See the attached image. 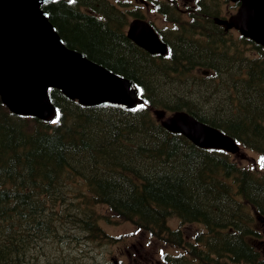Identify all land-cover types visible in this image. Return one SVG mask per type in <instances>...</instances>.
Masks as SVG:
<instances>
[{
    "label": "trees",
    "instance_id": "trees-1",
    "mask_svg": "<svg viewBox=\"0 0 264 264\" xmlns=\"http://www.w3.org/2000/svg\"><path fill=\"white\" fill-rule=\"evenodd\" d=\"M197 1L216 15L219 0H195L193 7ZM42 7L67 46L132 80L143 102L130 109L83 105L50 88L57 117L47 122L13 114L0 101V264H40L33 255L40 243L60 241L70 229L77 233L72 243H109L94 205L174 247L162 253L167 264H264L254 215L264 218V59L225 47L224 27L197 10L181 35L165 40L161 32L169 53L159 57L125 35L133 15L122 19L110 0H50ZM161 9L166 19L177 17L176 9ZM187 31L204 38L188 39ZM238 40L264 56L259 44ZM197 66L207 73L193 74ZM156 95L168 104H157ZM152 107L186 110L254 150L263 165L196 146L162 127ZM68 178L85 182L91 206L67 191ZM173 217L201 229L172 228Z\"/></svg>",
    "mask_w": 264,
    "mask_h": 264
},
{
    "label": "water",
    "instance_id": "water-1",
    "mask_svg": "<svg viewBox=\"0 0 264 264\" xmlns=\"http://www.w3.org/2000/svg\"><path fill=\"white\" fill-rule=\"evenodd\" d=\"M47 1L0 0V101L12 113L44 121L57 115L49 88L85 105L133 108L141 103L132 80L63 43L42 7ZM232 1L239 2L236 11L228 19L215 17V22L264 46V0ZM127 36L151 53L167 52L166 44L142 19L129 21ZM153 113L161 126L198 147L238 151L232 137L185 110L165 116L164 110L155 108Z\"/></svg>",
    "mask_w": 264,
    "mask_h": 264
},
{
    "label": "rangeland",
    "instance_id": "rangeland-1",
    "mask_svg": "<svg viewBox=\"0 0 264 264\" xmlns=\"http://www.w3.org/2000/svg\"><path fill=\"white\" fill-rule=\"evenodd\" d=\"M111 1L119 10V13H121L122 19L125 13H127L128 16L133 15L132 17H129L128 21L135 16L143 17L150 21L160 33L163 32L165 40L168 39V34H173V36L175 37L181 35V29L184 26L189 28L191 25L189 26L188 23L191 24L190 22L193 21V14L199 13V16H203L202 13H206L207 17L212 16L211 14H209L208 10H200L196 8L198 1L196 2V5L193 8L188 7L189 5H191L193 0H151L152 7H150V4L148 3V1L150 0L145 1L146 3L144 5L140 4V2L144 0ZM165 2L168 3L166 4L168 7H175L177 17L173 19H166L164 14L160 10H158L157 6L163 5ZM131 10H136V12L129 14ZM215 10L216 17L228 16V14L234 12L235 3L231 2L230 0H219V4L215 6ZM138 13H140L141 15H135ZM197 20L200 21L199 19ZM126 27L127 25H125L123 28L124 32L126 30ZM185 37L188 39H196L195 37H200V39L202 40V37L199 34H192L190 31H187V35ZM227 45H229L230 50H237L240 55H245L248 59L250 57H261V59H264V56L259 55V50L253 48V45L251 43L239 42L238 32L234 29H229L226 34L225 47ZM205 66L209 67L208 65ZM201 71L202 67L197 66L192 70V73L197 76H200L202 74ZM210 76L211 75H209L208 77ZM186 79H188L191 84L195 83L197 85H200L201 87L205 86L204 82L196 77L189 76ZM204 80H209V78H204ZM178 82L182 83L181 80H178ZM154 97L156 98V102L159 105L165 106L169 102V100L165 96L156 95ZM153 108L155 107H152V109ZM166 110L173 111L169 109ZM245 150H243L244 153H247L248 155L247 159L244 160L245 162H249V159L251 158L259 166L263 165L256 152L248 149ZM67 191H69L70 194L71 192H79L75 199L82 207H84L85 205L91 206L90 192L82 179L68 178ZM92 209L99 214V225L107 234L113 237L112 241H109V243L106 244H95L90 241L85 245H79L76 243H72L75 240L77 233H75V231H71L70 229L66 232L69 235L65 238H62V240L60 241H56L54 239H47L40 243L39 247L35 249L33 253V255H35L40 260V264H86L93 260L99 261V259H116L118 260V264L119 262H124V260H126V263L128 261L131 262V260L126 259V252L130 254L131 259H134V256L137 257L138 255L139 258H136L135 262L139 264L144 262L142 260V258L144 257L148 258V260H160L162 253H175L176 249H173L174 247L163 246L161 243L158 242L156 238L150 237L145 231L137 228L130 221H123L120 218L111 216L110 212L107 210L106 207L94 205L92 206ZM169 224L172 228L180 227L183 231L188 234H192L194 231L201 229V225L197 223L181 225L179 220L175 217L170 219ZM259 230L261 233H264V226L260 227ZM260 240H263V242L260 241L259 248L264 253V236L262 238L260 237ZM78 248H80L86 253L83 254L82 252L78 251ZM162 263L166 264L165 261H162Z\"/></svg>",
    "mask_w": 264,
    "mask_h": 264
},
{
    "label": "bare ground",
    "instance_id": "bare-ground-1",
    "mask_svg": "<svg viewBox=\"0 0 264 264\" xmlns=\"http://www.w3.org/2000/svg\"><path fill=\"white\" fill-rule=\"evenodd\" d=\"M65 1V0H64ZM68 1H71V0H68ZM166 4H168L167 2H165L163 5H158L157 6V8H158V10H160L161 12H163V10L161 9V7L164 9V7H168ZM170 8V7H169ZM196 8H198V9H200V10H203V6H202V4H200L199 3V1H198V3H197V5H196ZM170 9H174L175 10V7H172V8H170ZM170 9H168V11L170 10ZM46 12H47V14H48V11L46 10V9H44ZM176 11V10H175ZM135 15H139V14H135ZM49 16V15H48ZM214 17H215V15H212L210 18H211V20H213L214 19ZM134 18H139V19H142V20H144V21H146L153 29H154V31L157 33V35H158V37H159V39L161 40V41H163L165 44H166V46H167V52L165 53V54H160V53H151V52H149V51H147L144 47H142L141 45H139V44H137L135 41H133L131 38H129L128 36H127V29H128V26L126 27V30H125V35L132 41V42H134L135 44H136V46L137 47H139L140 49H142L143 51H145L146 53H148V54H150V55H159V56H165V55H168V53H169V46H168V43L161 37V33L158 31V29L150 22V21H148L147 19H145V18H143V17H140V16H135V17H133V19ZM51 23H52V21H50ZM53 24V23H52ZM53 26L55 27V25L53 24ZM55 29H56V31H57V33L59 34V36L61 37V39H62V41H63V43L67 46V44L65 43V41L63 40V38H62V36L60 35V33L58 32V30H57V28L55 27ZM201 36V35H200ZM202 38H204V36H201ZM68 48H71V49H73V50H75V51H78V52H80V53H82L83 55H85L88 59H90V60H92V61H95V60H93V59H91L90 57H88L83 51H81V50H78V49H75V48H72V47H69V46H67ZM95 62H97V61H95ZM109 69V68H108ZM109 70H111V69H109ZM112 71V70H111ZM112 72H114V71H112ZM114 73H117V72H114ZM117 74H119V73H117ZM120 75V74H119ZM122 76V75H121ZM64 94V93H63ZM65 95V94H64ZM66 96V95H65ZM68 97V96H67ZM73 100H75V99H73ZM77 101V100H76ZM78 102V101H77ZM79 103V102H78ZM54 104V103H53ZM81 104V103H80ZM83 105H85V104H83ZM107 106H111V105H107ZM115 107H117V106H115ZM55 108H56V113H57V107L55 106ZM154 109V108H153ZM163 109V108H162ZM177 110H184V109H177ZM173 111H176V110H173ZM217 128V127H216ZM219 129V128H218ZM221 130V129H220ZM222 131V130H221ZM225 133V132H224ZM37 224V223H36ZM40 224V223H39ZM39 230V229H38ZM36 231V230H35ZM34 231V232H35ZM38 232V231H37ZM43 232V231H42ZM41 232V233H42ZM39 233H40V231H39ZM38 233V234H39ZM45 235V234H44ZM47 237H49V235H47ZM37 239V238H36ZM41 239V238H40ZM44 239V238H43ZM42 240V239H41ZM45 240H47V239H45ZM49 240H51V239H49ZM48 240V241H49ZM59 263V262H58ZM252 264V263H251Z\"/></svg>",
    "mask_w": 264,
    "mask_h": 264
},
{
    "label": "flooded vegetation",
    "instance_id": "flooded-vegetation-1",
    "mask_svg": "<svg viewBox=\"0 0 264 264\" xmlns=\"http://www.w3.org/2000/svg\"><path fill=\"white\" fill-rule=\"evenodd\" d=\"M146 1H148V0H146ZM141 2H143L144 4L146 3L145 2V0L144 1H141ZM149 2V1H148ZM151 5V4H150ZM141 15V14H140ZM169 113V112H168ZM168 113H166V114H168ZM127 256H128V258H130V254L129 253H127ZM132 261H133V264H137L136 262H135V258L134 259H131ZM143 260H144V262H142L141 264H159V262L157 261V259H155V260H153V259H149L148 260V258H146V257H144L143 258ZM116 261H114V263H115ZM126 264H129V262H127Z\"/></svg>",
    "mask_w": 264,
    "mask_h": 264
}]
</instances>
